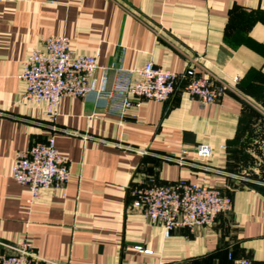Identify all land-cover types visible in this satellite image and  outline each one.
I'll use <instances>...</instances> for the list:
<instances>
[{"label": "crops", "instance_id": "crops-1", "mask_svg": "<svg viewBox=\"0 0 264 264\" xmlns=\"http://www.w3.org/2000/svg\"><path fill=\"white\" fill-rule=\"evenodd\" d=\"M53 34L96 52L97 68L94 91L61 97L50 119L17 75ZM148 60L178 74L191 66L224 91L202 107L179 77L166 101L124 110L96 94L115 67ZM50 136L70 178L31 202L11 168ZM178 181L218 189L232 210L165 237L132 208L130 188ZM24 239L38 264H264V0H0V255Z\"/></svg>", "mask_w": 264, "mask_h": 264}, {"label": "built area", "instance_id": "built-area-1", "mask_svg": "<svg viewBox=\"0 0 264 264\" xmlns=\"http://www.w3.org/2000/svg\"><path fill=\"white\" fill-rule=\"evenodd\" d=\"M96 68V52L78 53L71 49L65 35L53 34L26 56L17 77L23 83V98L43 103L47 117L53 119L61 97L87 98L94 91ZM179 77L185 79L184 91L197 98L202 107L214 103L224 91L222 83L197 75L191 66L178 74L148 60L132 68L115 67L111 87L108 89L103 84L96 94L106 101L115 100L124 110L139 105L144 99L166 101L174 93ZM106 79L105 73L103 83ZM195 152L202 159L211 155L210 147L205 144L197 146ZM11 178L28 189L31 202L36 201L43 190L67 184L69 161L57 151L50 136L45 142L35 143L16 155ZM130 195L132 208L151 224L161 226L165 237L176 228L210 227L218 216L229 213L233 205L231 198L218 189L185 181L134 186L130 188ZM10 249L9 255H0V264H38L42 261L27 239ZM144 252L151 254L148 250ZM233 264H252V261L241 258Z\"/></svg>", "mask_w": 264, "mask_h": 264}, {"label": "trees", "instance_id": "trees-1", "mask_svg": "<svg viewBox=\"0 0 264 264\" xmlns=\"http://www.w3.org/2000/svg\"><path fill=\"white\" fill-rule=\"evenodd\" d=\"M250 116H255V110H250V113H249Z\"/></svg>", "mask_w": 264, "mask_h": 264}, {"label": "rangeland", "instance_id": "rangeland-1", "mask_svg": "<svg viewBox=\"0 0 264 264\" xmlns=\"http://www.w3.org/2000/svg\"><path fill=\"white\" fill-rule=\"evenodd\" d=\"M248 129H252V126L250 124L248 125Z\"/></svg>", "mask_w": 264, "mask_h": 264}]
</instances>
